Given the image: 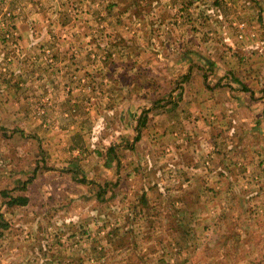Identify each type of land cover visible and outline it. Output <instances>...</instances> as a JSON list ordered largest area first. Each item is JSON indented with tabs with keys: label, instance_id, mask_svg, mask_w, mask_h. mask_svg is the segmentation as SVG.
Segmentation results:
<instances>
[{
	"label": "rangeland",
	"instance_id": "1",
	"mask_svg": "<svg viewBox=\"0 0 264 264\" xmlns=\"http://www.w3.org/2000/svg\"><path fill=\"white\" fill-rule=\"evenodd\" d=\"M199 78L264 88V0H0V264H264V131Z\"/></svg>",
	"mask_w": 264,
	"mask_h": 264
},
{
	"label": "crops",
	"instance_id": "2",
	"mask_svg": "<svg viewBox=\"0 0 264 264\" xmlns=\"http://www.w3.org/2000/svg\"><path fill=\"white\" fill-rule=\"evenodd\" d=\"M187 80V79H185ZM250 81L247 80H239L234 79L233 82H229L228 85L232 87V89L229 87V89L225 92L220 91L221 94H224V97L220 100L212 99V94L218 96L221 94H218L215 89H212L214 82L210 83V79L207 80V83L203 84V80L201 78L198 79L197 86L200 90H204L203 92L206 94L204 99H201L203 103L200 105V108L197 110L196 115L198 117L204 116L208 117L209 119H219L221 120V127L224 132H222V135L229 134L230 139L236 138L237 135L245 134L246 140L250 141V138L253 137L254 134H259L264 131V88H256L255 85L249 84ZM238 85L239 88L235 87ZM245 87V88H244ZM177 101L176 98L173 99V103ZM146 111H143L142 114H144L141 117L142 114L138 116L137 120V138L140 140V134L141 130L146 127L147 125V118L149 117L148 113ZM191 111V110H190ZM187 111H180L176 113L174 122L177 124L182 123L185 130H181L179 133V137L191 132V136L196 134L198 131L203 130V128H195L193 127L194 124H199V122H190L187 121ZM219 115V116H218ZM166 116L168 115L165 111H162L159 117V122H162L163 119H166ZM140 119V120H139ZM167 122V121H166ZM172 122V123H174ZM176 124V125H177ZM207 124H214L213 121L207 120ZM180 126V124H179ZM165 132H167V125L165 124L163 126ZM193 127V128H192ZM214 127V125L212 126ZM234 127V128H232ZM192 128V130H191ZM190 129V130H187ZM254 138V137H253ZM138 140V141H139ZM185 139L183 138V142H180L182 146L179 147V149L174 150L173 152L174 156H171L170 158L175 159L177 163L179 164V167H182L186 165L184 163V154H188L189 157H195L194 152L195 151V145L193 142L189 143V141L185 142ZM112 150H115L114 146H112ZM159 158V157H157ZM181 158V160H180ZM180 160V161H179ZM174 162V161H173ZM68 172V170H67ZM27 201V200H26ZM27 203V202H26Z\"/></svg>",
	"mask_w": 264,
	"mask_h": 264
},
{
	"label": "trees",
	"instance_id": "3",
	"mask_svg": "<svg viewBox=\"0 0 264 264\" xmlns=\"http://www.w3.org/2000/svg\"><path fill=\"white\" fill-rule=\"evenodd\" d=\"M113 148L110 146V148L108 149V151H111ZM81 182H83L84 180L81 179L80 180ZM3 197H8L7 195H5L4 193H2ZM26 198H21V197H18V198H10L9 201L7 202L8 203V206L9 207H12V206H15V205H18V206H25L26 205ZM177 213H182L181 211L179 210H175ZM190 218L193 219V215H190ZM190 221H193V220H190ZM153 222V223H151ZM148 223L150 225L149 228H151L152 230H154L156 227H155V223L157 222H154L152 220H148ZM0 227H2L0 225ZM190 229H188V233H187V236L190 237ZM175 241L172 242L169 244V246L173 245V247H177L176 248V251H178L179 248H181L182 246H185L186 245V234L183 233V230H176L175 231V237H174ZM182 249V248H181Z\"/></svg>",
	"mask_w": 264,
	"mask_h": 264
}]
</instances>
